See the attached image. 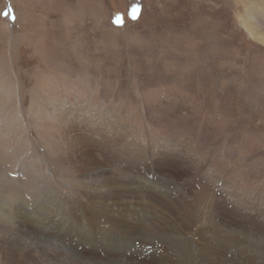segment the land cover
<instances>
[{
  "label": "rangeland",
  "instance_id": "374dc122",
  "mask_svg": "<svg viewBox=\"0 0 264 264\" xmlns=\"http://www.w3.org/2000/svg\"><path fill=\"white\" fill-rule=\"evenodd\" d=\"M84 252L264 264V0H0V264Z\"/></svg>",
  "mask_w": 264,
  "mask_h": 264
},
{
  "label": "bare ground",
  "instance_id": "6f19581e",
  "mask_svg": "<svg viewBox=\"0 0 264 264\" xmlns=\"http://www.w3.org/2000/svg\"><path fill=\"white\" fill-rule=\"evenodd\" d=\"M12 1H14V0H12ZM18 12V11H17ZM77 133V132H76ZM77 135V134H76ZM94 135H96V134H94ZM93 136V134L92 135H89V137L87 138V139H89V140H91V141H94V137H92ZM81 137V136H80ZM97 141V140H96ZM99 141H100V139H99ZM99 141H98V143H99ZM102 141H103V139H102ZM111 149V148H110ZM114 150V149H113ZM114 153V152H113ZM123 153V152H122ZM116 155H118V152H117V154ZM114 156V155H112V157H111V160L112 161H116L119 157L118 156ZM127 155V154H126ZM120 156V155H119ZM121 157H122V155H121ZM124 157H126V156H124ZM181 158V153L178 151V158ZM133 158V157H132ZM135 158V157H134ZM121 159V158H120ZM137 159H139V157L137 158ZM111 161V162H112ZM118 162H119V160H118ZM122 164V163H121ZM111 165V164H110ZM117 165V164H116ZM123 169V168H122ZM110 170V169H109ZM106 171L105 170H102L101 169V171H99V170H95V172L93 173V175H92V177L90 178V180H92V184H91V188L93 189V192H95V193H97V195L99 194L100 196H102V197H104V198H110V197H112V195L114 194V193H118V190L120 189V188H116L115 187V185L114 186H111L109 183H107L106 185H103V184H101V182L100 183H98L99 182V179L100 178H98V174H101L102 176H105V175H107V174H109V173H105ZM107 172H108V169H107ZM111 172V171H110ZM123 172V171H122ZM125 172V171H124ZM133 174H135V173H133ZM127 175H129V174H127ZM138 176V175H137ZM136 178V177H135ZM90 180H89V182H90ZM98 180V181H97ZM116 180V179H115ZM151 180V179H150ZM129 181V180H128ZM131 181L132 180H130V183H131ZM160 182V181H159ZM120 183H122V182H120ZM165 183V182H164ZM123 184V183H122ZM133 184V183H132ZM176 184V183H175ZM134 185V184H133ZM121 185H119V187H120ZM124 187V186H123ZM167 187V186H166ZM170 187V186H169ZM127 189H128V187H127ZM125 190V188H124V190L123 191H121V192H129V190ZM170 189V188H169ZM133 190V189H132ZM120 191V190H119ZM143 191L145 192V194L146 195H148L149 197H151V199L152 200H155V202H157V203H160V204H164V205H166V207H167V209H169L170 211H172V213H173V215H174V218L177 220V221H179V218H180V216H181V213L178 211V210H175L174 208H173V206H174V204L175 203H177V202H174V204H173V202L172 201H168L166 198L165 199H162L161 198V196H164V195H162V194H160L157 190H155L154 188H152V187H150L149 185L148 186H145V188L143 189ZM121 192H119V193H121ZM131 192H133V191H131ZM171 193V192H170ZM135 194H136V192H135ZM174 194V193H173ZM177 194V193H176ZM137 195V194H136ZM170 195H172V194H170ZM136 197V196H135ZM164 198V197H163ZM176 207H178V203H177V205H176ZM79 220H85V217H83V218H79ZM164 222V220L163 219H161L160 217H158L157 215H156V212H154V219H151L150 220V223H156L157 224V226L155 227V231H156V233H157V235L159 236V239L161 240L162 238H167V240H169L170 239V235H171V230H173L171 227H166L165 225H163V222ZM181 226L183 227V228H186V223L185 222H183V220H182V217H181ZM71 221V220H70ZM69 221V222H70ZM73 222V221H72ZM70 224V223H69ZM25 227V229L23 230V232H26V233H28L29 235H30V233H32V232H30L31 230V227L29 226V225H20L19 227H16V230L17 231H21L23 228ZM71 227V226H70ZM68 228V227H67ZM66 228V229H67ZM154 228V227H153ZM65 229V230H66ZM15 230V231H16ZM32 230L35 232V230H34V227L32 228ZM148 230H150V229H148ZM47 231V230H46ZM20 233V232H19ZM154 234V233H153ZM18 235V234H17ZM13 236V235H12ZM36 236H38V235H36ZM90 236H92L91 234H90ZM34 237V236H33ZM15 238V237H14ZM27 238H31L30 236L28 237L27 236ZM35 238V237H34ZM33 238V239H34ZM38 238V237H37ZM41 238V237H40ZM36 239V238H35ZM12 240H14V239H12ZM37 240V239H36ZM57 241L58 242V240L56 239L55 240V237L54 238H50L49 239V241ZM39 241H40V239H39ZM48 241V242H49ZM105 241H107L106 240V236H105ZM53 244V243H52ZM60 245H61V249H66L67 250V252L68 251H70V252H72L73 253V255L74 254H76V252H77V250L75 249V247L74 246H72L71 244H66V245H62L61 243H59ZM7 245V244H6ZM53 245H55V244H53ZM13 246V245H12ZM59 248V247H58ZM124 249H128L129 247H127V246H125V247H123ZM21 249V248H20ZM102 250H113V251H118V252H120V250L118 249V248H116L115 246H113V245H111L110 243H108V245L106 244V245H102ZM22 252H24V251H22ZM126 252V251H125ZM78 253H79V251H78ZM69 254V253H68ZM71 254V253H70ZM69 254V255H70ZM84 254H85V256H87V257H84V258H78V260H80V262L82 261V260H84L85 258H91V259H89L90 261H87L86 260V262H85V264H107L108 262L107 261H102L101 262V260L100 259H104V258H102L101 257V255H100V253L99 252H89V254L88 253H85L84 252ZM77 255V254H76ZM79 255H81L82 256V254H81V252L79 253ZM99 255V256H98ZM68 256V255H67ZM75 256V255H74ZM70 257V256H69ZM68 257V258H69ZM115 257H118L119 258V260L117 261V264H131L130 263V261L127 259V255H115ZM65 258H67V257H65ZM74 258H76V257H74ZM112 258V257H111ZM111 258H106L107 260H110V261H113ZM77 259V258H76ZM76 259H73V260H76ZM65 260V259H64ZM70 260V259H69ZM100 260V261H99ZM62 261V263H63V260H61ZM65 261H68V260H65ZM72 262V261H71ZM75 262V261H74ZM60 263V262H59ZM78 263V262H77ZM82 263V262H81ZM84 263V262H83ZM76 264V263H75ZM165 264V263H164Z\"/></svg>",
  "mask_w": 264,
  "mask_h": 264
}]
</instances>
